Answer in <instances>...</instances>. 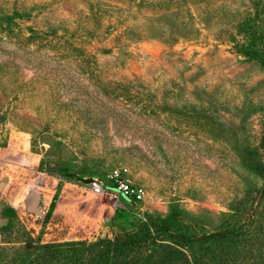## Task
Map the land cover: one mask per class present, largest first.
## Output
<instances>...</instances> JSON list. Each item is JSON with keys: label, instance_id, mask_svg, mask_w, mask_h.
<instances>
[{"label": "rangeland", "instance_id": "obj_1", "mask_svg": "<svg viewBox=\"0 0 264 264\" xmlns=\"http://www.w3.org/2000/svg\"><path fill=\"white\" fill-rule=\"evenodd\" d=\"M242 44L264 48V0H0V264L74 263L148 219L216 233L198 264H264V65Z\"/></svg>", "mask_w": 264, "mask_h": 264}, {"label": "trees", "instance_id": "obj_2", "mask_svg": "<svg viewBox=\"0 0 264 264\" xmlns=\"http://www.w3.org/2000/svg\"><path fill=\"white\" fill-rule=\"evenodd\" d=\"M259 37L255 33L247 35ZM237 52L252 59L260 60L264 65V48L242 44ZM264 149V135L262 138ZM264 180V164L257 168ZM216 234V233H215ZM215 234L208 236L188 235L172 228L163 221L148 219L139 222L133 229L116 234L113 238H104L87 246L71 244L69 250L77 262L68 264H117L127 253L137 249L156 253L162 260L170 264H198L196 251L206 241L212 240ZM46 248L41 254L43 263L60 260L66 257L63 251L56 248ZM204 249L210 247L204 246Z\"/></svg>", "mask_w": 264, "mask_h": 264}, {"label": "built area", "instance_id": "obj_3", "mask_svg": "<svg viewBox=\"0 0 264 264\" xmlns=\"http://www.w3.org/2000/svg\"><path fill=\"white\" fill-rule=\"evenodd\" d=\"M106 178L112 182L113 187L121 195L131 198L135 202L145 198L144 187L130 180L126 168H113L106 174Z\"/></svg>", "mask_w": 264, "mask_h": 264}]
</instances>
